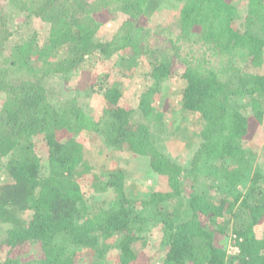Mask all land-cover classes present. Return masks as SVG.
Here are the masks:
<instances>
[{
  "label": "trees",
  "instance_id": "obj_1",
  "mask_svg": "<svg viewBox=\"0 0 264 264\" xmlns=\"http://www.w3.org/2000/svg\"><path fill=\"white\" fill-rule=\"evenodd\" d=\"M6 1L16 13L48 23L49 31L43 41L26 22L11 25L0 9V158L6 159L11 178L0 186V243L11 249L0 264H80L85 254L102 259L113 249L119 264H138L132 245L156 225L163 227L161 264H264V240L254 234L264 221V199L256 197L262 193L256 189L261 176L255 174L250 187L254 200L234 190L248 172L245 143L264 120V73L253 70L264 52V0H248L249 13L260 24L257 31L237 25V7L229 0L177 1L170 10L180 40L196 35L221 60L220 69L189 65L183 73L184 108L204 120L186 201L181 198L185 170L159 151L146 124L129 126L130 110L116 106L117 87L98 89L114 107L105 110L95 130L116 154L149 156L169 189L134 202L125 194L123 171H109L102 190L111 188L113 195L96 198L91 206L79 180L88 167L77 136L84 99L94 89L55 91L49 81L57 74L73 78L86 53H107L110 47L142 52L148 32L137 20L156 12L158 0H116L129 18L106 43L94 39L102 25L96 14L113 0ZM172 67V59L163 56L154 63L156 78L169 76ZM155 92L152 87L144 94L146 112ZM241 96L250 97L245 111L236 102ZM217 188L234 199L210 198L209 191ZM238 201L236 215H226ZM230 230L239 253L229 261L218 238ZM32 245L37 257L15 255Z\"/></svg>",
  "mask_w": 264,
  "mask_h": 264
},
{
  "label": "rangeland",
  "instance_id": "obj_2",
  "mask_svg": "<svg viewBox=\"0 0 264 264\" xmlns=\"http://www.w3.org/2000/svg\"><path fill=\"white\" fill-rule=\"evenodd\" d=\"M113 1L109 7L96 14V18L102 23L94 38L97 43L110 42L129 18V15L121 10L120 1ZM177 1L183 0H158L159 6L156 12H145L138 18V23L144 25L145 31L148 32L142 52L128 47L120 49L110 47L107 53L101 50L93 51L84 55L79 71L73 78L68 79L62 74L52 75L50 78L49 86L55 91H77V88L81 91L87 88L94 89L84 99L82 130L77 136V140L83 146L84 163L88 167L82 172L79 180L85 199L90 206L95 203L96 198L100 200L104 196L113 195L111 188L107 191L102 190L109 171H123L125 194L134 202L149 198L156 191L169 189L168 180H161L160 174L151 168L149 156L126 151L116 154L115 150L107 145L102 135L95 130L105 110L114 107L105 98L104 93L98 90L102 86L118 88L121 95L116 106L130 110L129 126L136 128L139 124H146L159 151L185 170L181 197L184 201L191 190L193 180L190 169L192 159L203 141L201 134L204 120L198 113L184 108L183 96L187 81L183 73L189 65L220 69L221 60L218 57H212L206 45L196 35L189 40L178 38L177 31H173L176 23L170 11L172 5L178 3ZM229 1L237 7V25L245 30H259L260 24L249 13L248 0ZM7 4L6 0H0V9L7 15L11 25H23L26 22L28 28L37 31L43 41L47 39L48 23L37 17L26 18L25 13H16ZM163 56L172 59V73L165 78L157 79L154 74V63ZM253 70L264 73V52L260 64L255 65ZM152 87H155L157 92L153 93L149 112H146L141 107V102L144 94ZM249 101L250 97L241 96L236 99L244 111L247 110L245 105L249 104ZM245 148L248 153L245 165L248 172L237 183L234 190L242 197H250L254 200L250 187L253 184L254 175L258 174L261 177L258 178L259 183L255 186L257 191L262 193L257 196L255 193V196L264 199V120L256 126L252 138L245 143ZM5 161L6 159L0 158V186L11 181L4 167ZM218 165L213 163V166ZM209 196L218 200L234 199L227 190L220 188L211 189ZM240 201L236 203L233 211L226 215L230 214L234 217L241 208ZM175 206L177 203H174V210ZM183 208H186V204ZM180 214L185 217L183 212ZM30 216V212L25 213L27 220ZM233 223L234 219L230 225L232 226ZM254 234L264 240V221L254 227ZM162 236L163 227L156 225L133 243L134 252L140 255L138 264H161L164 255ZM218 239L227 253V260L230 261L239 253L237 238L233 231L230 230L227 236H219ZM10 251L9 246L0 243V259H6ZM15 255H19L18 257L23 260H29L37 257L38 250L35 245H32L27 252ZM118 255L119 252L115 249L109 251L102 259L85 254L79 262L80 264H119Z\"/></svg>",
  "mask_w": 264,
  "mask_h": 264
}]
</instances>
